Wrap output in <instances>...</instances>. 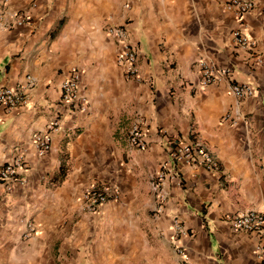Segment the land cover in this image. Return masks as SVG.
I'll return each mask as SVG.
<instances>
[{"label": "crops", "instance_id": "1", "mask_svg": "<svg viewBox=\"0 0 264 264\" xmlns=\"http://www.w3.org/2000/svg\"><path fill=\"white\" fill-rule=\"evenodd\" d=\"M228 1L0 0L6 20L32 18L0 30V87L25 86L28 96L23 108L0 107V169L18 155L27 163L12 190L0 183V264H264V234L225 221L264 211V64L250 67L236 48ZM255 1L246 29L264 57V0ZM111 25L129 29L140 80L118 64ZM201 58L228 68L227 78L196 88ZM73 68L88 108L61 120L41 156L32 136L60 111ZM237 82L256 95L237 98ZM137 123L146 150L130 142ZM181 141L205 143L221 170L177 163L161 201L152 181ZM96 181L118 183L122 195L89 213L82 193ZM176 217L191 232L184 254Z\"/></svg>", "mask_w": 264, "mask_h": 264}, {"label": "built area", "instance_id": "2", "mask_svg": "<svg viewBox=\"0 0 264 264\" xmlns=\"http://www.w3.org/2000/svg\"><path fill=\"white\" fill-rule=\"evenodd\" d=\"M226 8L234 13L237 22L236 28L232 31L234 44L237 49L245 53V60L250 67L256 68L264 64V57L259 53L257 41L247 32L246 18L256 10L255 0H230ZM31 15L25 12H16L12 19L6 20L4 12L0 11V30H9L15 26L28 24L31 22ZM107 33L113 38L117 45V62L121 66L125 76L129 79L140 80L141 72L139 67L138 48L133 44L129 29L126 25H111L107 28ZM200 79L196 88L205 89L207 86L219 83L223 78H227L230 70L210 63L207 59L201 58ZM82 73L80 69L73 68L62 83L61 108L47 123L46 129L37 132L32 136V143L39 155L47 154L52 148V134L61 127V120L74 112H85L88 108V98L81 91ZM30 85H33L32 79ZM29 85V86H30ZM231 89L239 99H246L256 95L257 90L249 83H233ZM28 104L27 88L20 87H0V107L11 110L23 108ZM131 144L139 149L146 150L148 142L141 123L135 124L130 132ZM177 163L201 166L208 171L218 173L221 170V163L215 152L201 141L177 142L172 145L168 159L162 165L161 170L156 174L152 183L155 192L160 196L161 201L164 195L161 193V186L167 180L175 181L177 174L173 167ZM26 160L23 155L16 156L12 161L6 163L0 169V183L8 191L12 190L17 181L20 169L25 168ZM122 195L121 186L114 181L93 182L86 187L82 193V202L86 211L95 213L99 208L110 200L120 198ZM235 231H247L264 234V211L249 210L225 217ZM175 233V249L179 254L185 253L183 239L191 235L190 230L184 223L176 217L172 224ZM36 232V226L28 222L25 232L26 237L32 236Z\"/></svg>", "mask_w": 264, "mask_h": 264}]
</instances>
